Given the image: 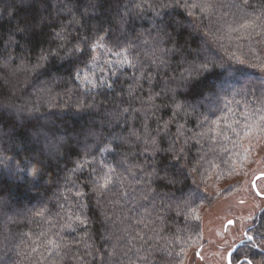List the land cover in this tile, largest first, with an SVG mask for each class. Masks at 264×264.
Returning a JSON list of instances; mask_svg holds the SVG:
<instances>
[{"label": "trees", "instance_id": "1", "mask_svg": "<svg viewBox=\"0 0 264 264\" xmlns=\"http://www.w3.org/2000/svg\"><path fill=\"white\" fill-rule=\"evenodd\" d=\"M202 2L0 0V91L4 93L0 95V200L6 202L0 209V264H48L40 256L43 248L31 252V247L48 238L66 246L60 249V264H174L173 257L163 249L165 241L161 237H172L184 223L164 205L168 195L194 186L192 175L188 169L181 170V165L187 160L190 167L203 156L219 167L203 164L201 171H207L202 179L197 178L199 220L192 223L200 235L192 245H199L202 208L211 206L237 184L234 180L244 172L242 166L250 155L246 144L264 141V120L260 119L264 107L257 99L264 87V0H249L243 12L223 6L242 0H213L217 8L210 16L199 8L185 6ZM247 20H255V24L241 28ZM157 35L164 37L160 46L165 49L158 55L167 61L159 67L145 56L152 50L142 43ZM77 45L81 51L70 54ZM129 45L134 57L139 53L140 66H116L122 57L113 55V51ZM204 48L225 57L227 49L244 63L232 60L228 66L234 71L230 74L226 72L219 79L207 74L188 89H176L177 78L187 67L186 59L191 62L190 54ZM42 56L47 59L41 60ZM93 57L99 59L93 63ZM38 62L42 65L39 68ZM85 75L97 83L96 88L83 80ZM101 79L106 82L104 86L99 83ZM221 83L235 92L245 90V94L235 95L240 103L233 102L231 111L213 114L200 107V120L208 117L203 126L195 114H175L173 101L200 105L202 95L207 94L206 86L219 89ZM149 95L153 97L151 102ZM232 96L229 92L228 97ZM21 107L35 111L17 113L16 108ZM123 108L129 111L121 115ZM218 117L223 119L212 124ZM145 124L160 148L154 156L143 153L142 142L130 135L132 130L145 134ZM180 124L184 125L179 144L185 147V159L176 163L168 149L177 139ZM200 131L206 135L185 144V138ZM37 158L44 173L39 189L33 187L31 176L15 172L23 166L21 161ZM125 159L148 172H157L154 180L137 177L140 183L135 189L150 192L149 200L142 199L143 192L135 189L124 197H98L92 192V168L103 161L122 172L127 167L121 163ZM165 176L178 182L170 184ZM231 181L233 185L223 188ZM67 188L73 192L78 188L84 195H72ZM41 207L48 209L46 220L31 216ZM76 215L84 223L75 220ZM69 217H73L72 227L62 230ZM25 233L26 243L21 244V234ZM117 237L121 239L117 241ZM114 243L117 257L109 256ZM193 247L184 253V264H190Z\"/></svg>", "mask_w": 264, "mask_h": 264}, {"label": "snow or ice", "instance_id": "2", "mask_svg": "<svg viewBox=\"0 0 264 264\" xmlns=\"http://www.w3.org/2000/svg\"><path fill=\"white\" fill-rule=\"evenodd\" d=\"M142 2L146 3L147 0H142ZM249 5V0H242V3L239 4H233V5H223L224 7H232L235 8L237 11L243 12L244 8ZM149 7H156L157 5L149 4ZM191 8H199L200 12L204 13L205 15H213V10L217 8V5L213 2V0H203L200 4H192V5H185ZM137 8H140L141 5H136ZM191 14V13H190ZM136 15H140L139 12L136 13ZM259 19V17H257ZM126 23V21L122 20V24ZM255 24V20H247L244 23L240 24L241 28H249L252 25ZM24 31L27 30V27L23 29ZM231 31H236V29H231ZM61 33H57L58 37H61ZM101 40L103 37L100 38ZM164 37L157 35L156 37H153L151 40H143L142 43L146 44L151 48V55L149 56L148 53H145V56L151 60L153 64H156L157 67L160 65L166 64V60L161 58L158 53H164L165 49L162 48L160 45L163 43ZM103 46V45H101ZM132 45H129L128 47H124L120 49L119 51H113V55H117L122 57V59L116 61V66L123 67L124 65H128L129 67H138L139 60L137 57L139 56V53H137V56H133L131 52ZM81 51L80 47L77 45L72 49L73 53H79ZM111 51V49H110ZM225 52L227 53V56H219L216 55L211 48H204L202 50L197 51L193 55V59L191 62H188L186 59L187 67L184 68V71L181 73V75L177 78L178 82L176 83V89H188L192 86V84L201 79L202 77H206L207 74H214L218 79L220 77H223L224 74L231 73L228 71L230 68L228 65L230 64V61L235 60L237 63L243 64L244 61L236 56L235 52H228L227 49H225ZM131 57V59H130ZM155 57V59H153ZM41 60L47 59L46 56H42L40 58ZM93 63L99 57H93ZM109 66H112L111 61H107ZM42 65L38 62L36 67L39 68ZM218 69H222L223 71H217ZM101 72L104 71L103 68L100 69ZM234 71V69H232ZM113 75H116L115 72L112 73ZM147 79H151L150 76L146 77ZM83 80H87L88 83L91 85L92 88L97 87V83L93 82L89 79L87 75L83 77ZM101 86H104L106 82L101 79L99 81ZM108 87H111V85H107ZM176 89H168L170 91L175 92ZM207 94L202 95V100L200 105L193 106V105H183L180 103H177L176 101H173L175 105V114L176 115H183L185 117L196 115L197 119L200 120V116L202 113L198 111L200 107L205 108L207 112H211L215 114L217 111H224V109H227L228 111H231V105L233 102L240 103L239 100H235V95H241L245 94V90L241 89L240 92H235V90L231 89L230 87L225 89L224 84L221 83V87L217 89L213 85H207L205 88ZM233 92V96L230 99L228 97V93ZM4 93L0 91V95H3ZM153 99L152 95L148 96V101L151 102ZM257 99L260 101V104L262 107H264V87H261L260 89V96L257 97ZM150 107L155 108V104H150ZM191 108L192 111L189 112L187 109ZM32 111H35V109L29 110L25 108H16L17 113H24L28 112L31 114ZM129 111V108H123L120 112L122 115L123 113H126ZM135 111H139V109H136ZM259 111V109H258ZM23 118V117H22ZM219 119H223V117H218L217 120H212V124H216ZM261 120H264V115L260 116ZM208 120V117L204 115V118L200 120V125L203 126L205 121ZM167 122L164 125V128H167ZM145 128V134L141 135L136 130H132L130 135L135 137L136 141H141L143 144V153H148L149 155H155L158 151H160L157 138L155 136L148 135L149 129L147 124L144 125ZM214 129L209 128L208 131H213ZM206 133L204 131L193 133L191 137L185 138V144H187L188 140L195 139L196 137H203ZM184 137V125L180 124L178 126V132H177V139L173 141V144L169 151L174 153V159L176 163H179L180 160L185 159L184 152L185 147L183 144H179V138ZM131 142V141H130ZM197 143H199V140H196ZM179 145V147H177ZM203 162V163H201ZM122 164H126L127 167H125L124 171H117L116 168L111 167L107 163L101 161L99 163V167H93L92 168V175L90 178L89 183L91 184V190L94 192L98 197H107V196H121L124 197L128 195L129 193L133 192L135 189V185L140 183V180L137 179L138 175H144L151 179H157V172L154 170L152 172H148L145 168H142L138 163L135 162H129L127 159L124 161H121ZM22 167H17L15 169V172L22 173L25 176H31L32 180L30 181L33 185V187L39 189L40 188V181L43 178V171L41 161L39 158L35 159V161L32 160H24L21 161ZM203 164H208L210 168H218L219 165L213 162L212 160H205L203 156L200 157L199 160L195 164H192L189 167V162L185 160V163L181 165V170L188 169L189 175H192L193 177V185L189 186L187 190H179L176 191L167 197V203L164 205L165 210L174 212L175 216L178 218L183 219L184 226L183 228L177 227L176 232L173 234L172 237H161L165 244L163 245V249L168 251V255L173 257L174 264H184L183 261V255L187 251L189 247H193L192 241L198 237L200 234L196 230V225L193 224V221H198L199 217L196 215V202L198 199H200L199 196V184L197 183V178H203L205 171H201L203 168ZM29 165H31V170L29 171ZM80 167H83L81 165ZM9 174L12 173L11 166H8ZM164 179H166L170 184L175 185L178 181L175 177H168L165 176ZM187 179V178H185ZM264 179V176L257 177L255 181L252 182V189L255 192V196L259 197L260 199L253 200L252 204L250 205L252 211L249 212L245 217L242 218L241 227L237 230L239 234V246H236L235 243L229 245V248L232 250L231 253V264H253V259L257 255V253L254 251L257 248H260V255L264 257V217L258 216V213L264 214V185H261L257 181H260ZM71 180V178H69ZM73 185H75V182L73 181ZM137 191L143 192L142 199L149 200L151 193L150 192H144L143 189H135ZM67 192L71 193L72 195H75L77 197H81L84 195L82 191H80L78 188L75 192L72 191V188H67ZM67 199V197H65ZM154 200L155 197H152ZM6 202L3 200H0V209H2L5 206ZM239 204L245 205L246 201L241 199L239 201ZM63 207V205H61ZM48 209L47 207H41L31 213V216L33 218L40 217L42 219L46 220V213ZM160 217L157 216V219ZM12 218H10L11 220ZM73 217H69L68 221H66L63 225H61V229H67L72 227L71 220ZM75 220L79 221V223H84V221L80 218L79 215H76L74 217ZM256 220H260L261 222L259 224L256 223ZM251 221V223H249ZM236 221L234 220H228V225H234ZM153 231H156L157 234L159 233V229H154ZM195 233V236L193 235ZM27 234H21V244H25L26 242L23 240V236H26ZM41 235L47 236V233H41ZM55 235L59 236L60 233L57 232ZM7 239V237H6ZM117 241L121 239L120 237L116 238ZM149 239H152V237H149ZM259 241V242H257ZM35 241H33V245H35ZM16 247H19L17 245ZM37 247L43 248L44 251L40 253V256L42 257V260L48 261V264H60L61 253L60 249L63 247H66L65 245L61 243H57L56 241L52 240L51 238H48L46 241L42 242L38 246L31 247V252H36ZM85 247H88V245H85ZM176 249H179L177 251ZM47 253V255H45ZM249 253H251V258H249ZM241 254H243V257H241ZM126 255V253H125ZM193 257L200 256V253L193 247ZM52 257L50 260L49 257ZM109 256L117 257L118 256V249L117 245L114 243L112 245V251L109 252ZM201 259H203L202 256H200ZM0 260H3V257H0ZM7 264V262H5ZM37 264H42V261H38ZM111 264V262H109ZM191 264V262H190ZM261 264H264V259H262Z\"/></svg>", "mask_w": 264, "mask_h": 264}, {"label": "rangeland", "instance_id": "3", "mask_svg": "<svg viewBox=\"0 0 264 264\" xmlns=\"http://www.w3.org/2000/svg\"><path fill=\"white\" fill-rule=\"evenodd\" d=\"M92 80V79H91ZM87 81V80H85ZM246 149L250 151V154L246 160L244 172L241 176H238L234 181L237 184L234 185L230 192L224 197L216 200L211 206L202 208V232L201 240L210 235V229L220 223L221 218L225 220L227 217L235 218L252 204L253 200H259L256 197L252 188L251 182L254 176L260 173H264V141H258L246 144ZM228 182L223 188H228L233 185V182ZM261 185H264V179L257 181ZM212 192V191H210ZM243 199L246 201V205L239 204V201ZM193 253V252H192ZM192 254L190 255V259ZM262 259L257 264H261ZM188 264V263H186ZM195 264H224L223 262H211L205 261L196 262Z\"/></svg>", "mask_w": 264, "mask_h": 264}, {"label": "flooded vegetation", "instance_id": "4", "mask_svg": "<svg viewBox=\"0 0 264 264\" xmlns=\"http://www.w3.org/2000/svg\"><path fill=\"white\" fill-rule=\"evenodd\" d=\"M245 205L247 206V204ZM250 205L251 204L248 205L249 207H247L240 216L238 215L235 218L227 217L225 220L221 218L220 223L214 225L210 229V235H207L206 238H203L199 245L195 248L200 253V256L203 257V259H201L200 256L193 257L192 255L190 260L191 264L203 262L205 259L211 262L219 261L223 262L224 264H231L232 250L229 248V245L235 243L236 246H239V234L237 230L241 227L242 218L252 211ZM257 215L264 217V214L261 213H258ZM230 219L236 221V223L234 225H228L227 221ZM260 222V220H256L257 224ZM249 223H251V221H249ZM262 247H264V245H262ZM254 251L257 253V255L253 259V264H257L261 259H264V257L259 254L260 248H257ZM241 257H243V254H241ZM249 258H251V253H249Z\"/></svg>", "mask_w": 264, "mask_h": 264}, {"label": "water", "instance_id": "5", "mask_svg": "<svg viewBox=\"0 0 264 264\" xmlns=\"http://www.w3.org/2000/svg\"><path fill=\"white\" fill-rule=\"evenodd\" d=\"M260 176H264V174H263V173L257 174V175L254 177L253 181H255L256 178H257V177H260ZM253 181H252V182H253Z\"/></svg>", "mask_w": 264, "mask_h": 264}, {"label": "clouds", "instance_id": "6", "mask_svg": "<svg viewBox=\"0 0 264 264\" xmlns=\"http://www.w3.org/2000/svg\"><path fill=\"white\" fill-rule=\"evenodd\" d=\"M229 72H232V69H228Z\"/></svg>", "mask_w": 264, "mask_h": 264}]
</instances>
